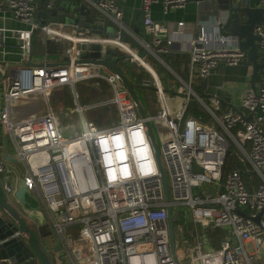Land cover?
<instances>
[{
  "label": "built area",
  "instance_id": "built-area-1",
  "mask_svg": "<svg viewBox=\"0 0 264 264\" xmlns=\"http://www.w3.org/2000/svg\"><path fill=\"white\" fill-rule=\"evenodd\" d=\"M80 1L123 28L116 0ZM38 2L7 1L12 16L30 26L13 31L23 63L31 56L32 34L39 27L34 23ZM186 2L142 0L144 26L151 40L142 44L143 56L129 49L124 52L128 57L124 60L140 64L154 81L152 87L160 105L143 108L137 98L144 116L139 114L138 103L119 75L82 59L76 41L63 64L8 68L0 126L11 140V157L16 165H7L0 154V194L24 215L37 236L41 230L52 229L72 264H264V75L257 90L247 91L241 98L242 107L250 115L248 121L222 108L216 96L210 97L209 104L199 98L193 87L195 78L201 82L221 62L237 65L245 58V51L234 38L224 35L218 19L211 23L214 28L208 25L209 32L204 24L200 25L197 36L188 42L187 74L179 76L165 59L173 52L172 39L163 36L165 28L151 19L149 11L155 3L167 13L183 8ZM255 32L259 36V53L264 56V27L258 26ZM147 56L174 77L168 93ZM94 77L108 84L111 95L81 105L74 86ZM62 87L69 88L74 110L81 118V129L71 138L62 137L59 117L53 115L55 101L51 95ZM193 100L208 114L207 120L185 114ZM82 110L91 113L97 125L86 123ZM105 113L110 117L116 114L117 123L101 125ZM210 119L218 127L210 124ZM135 131H140L139 138L133 135ZM115 137L120 138L119 144ZM99 138L108 141L107 151L112 158L109 166L102 163ZM142 143L150 148L151 171L147 172L138 168ZM229 143L249 164L250 173L259 177L254 191L247 189L238 168L223 175ZM154 146L166 175L168 200L164 199ZM108 167L115 171L116 180L109 179ZM124 168L126 176L120 171ZM20 180L29 204L26 209L14 196ZM35 206L45 210L47 219L42 223L27 214L34 212L31 207ZM167 207L173 218L174 251ZM68 227L71 229L66 234ZM178 228L187 237L183 244ZM210 228L223 231L216 245L208 240ZM18 235L16 231L14 236Z\"/></svg>",
  "mask_w": 264,
  "mask_h": 264
},
{
  "label": "crops",
  "instance_id": "crops-1",
  "mask_svg": "<svg viewBox=\"0 0 264 264\" xmlns=\"http://www.w3.org/2000/svg\"><path fill=\"white\" fill-rule=\"evenodd\" d=\"M262 1L264 2V0H250V6H256L262 3ZM1 2L2 0H0V29L3 30L1 37L3 38L4 44L0 45V110L3 103L1 97L2 91L5 88L4 78L9 67H21L24 64L26 65V63L35 66H47L46 64H63L67 60L70 48L74 45V41H76V38L74 37L78 35L75 32L74 27L62 24H50L46 30L35 29L31 38V56L33 54L35 57L40 56L39 61H30L29 58L27 62L23 63L21 62L19 40L13 31L15 29L29 28L30 26L29 24H24L14 18L7 8V2L4 5H2ZM116 2L122 11L120 23L123 28L120 29V27L109 22V27H112V30L109 33L114 38L112 41L121 43L124 47L123 48L121 46V48L125 50V53L126 50L130 49L134 52H137L139 55L143 52L145 54L142 44L144 42H149L151 40V35L146 30L145 26H143V24L138 21L143 10L142 0H116ZM77 3L83 4L86 7V5L80 0H78ZM199 4L200 0H187L183 8L172 9L167 13L162 12V8L159 3H155L150 6L149 14L151 19L159 22L165 28V32H163V36L165 38L172 39V53L188 54V42L197 36L200 25L204 24V28H206L208 32L210 30L208 25H211V28H214L211 24L217 21L216 19L213 20L215 17L213 14L214 12L211 9L209 10L207 6L199 7ZM35 19H37V21L34 20V23L37 25L40 24L41 18L35 17ZM179 22L182 23V26L178 25ZM134 28H137V32H134ZM260 57L263 58L264 56L260 53ZM147 60L150 61L151 59L147 56ZM150 62L153 64V67L158 70H156L157 75L160 77L163 86L168 83V85L165 86L169 88L170 83L174 81V77L170 75L166 69L160 68L159 65L154 61ZM132 63L133 64L130 65L129 69L126 70L127 72H131L129 73V78L131 80L130 82L135 85H139L137 88H142L156 94L154 87H152L154 82L152 77L148 74V78L144 76V68L136 62ZM102 71L106 72L107 69H103ZM186 74L184 76H186ZM250 74L251 65L246 61L245 58L234 66L226 65L222 62L217 64L210 70L206 77L207 82L204 93L208 94V97L204 98L205 102L209 104L210 97L216 96L225 103L237 107V109L240 110L244 116H247L248 113L241 105V98L245 92L252 91L249 85ZM263 75L264 68L262 69L260 76L262 77ZM166 81L168 82L166 83ZM259 81L255 85V90H257L259 86ZM74 88L75 90L77 88L78 91H76L83 94V99L96 100L105 96L110 97L111 95L108 84L104 80L96 77L81 80L75 84ZM137 88H134L135 93ZM66 91H69L68 87L59 88L52 93L51 98L53 101H55L56 97L60 93H66ZM198 93H200V85ZM152 96L155 98V101L150 102V100H148L145 105L155 108L156 105H160V102L157 99V94L156 96ZM221 107L228 109L227 106L221 105ZM10 144L11 140L9 136L5 134V132L2 130V127L0 126V154H3L4 157L6 154L7 156H10L11 159H13L11 156L14 154L12 151V144L11 148L9 147ZM244 162L246 163H244L246 171L245 173H248L247 179L251 183L250 187L247 189L249 191H254L258 187L260 179L255 174L250 173L251 171L249 164L246 162V160H244ZM5 163L9 166L16 165L15 162L7 160L6 158ZM253 178H256L259 183L254 184L251 181ZM35 207L36 208L34 209V212H29L27 214L42 223L41 221H44L43 212H45V210L44 208L39 210L38 206ZM0 261L6 262L8 264V261Z\"/></svg>",
  "mask_w": 264,
  "mask_h": 264
},
{
  "label": "water",
  "instance_id": "water-1",
  "mask_svg": "<svg viewBox=\"0 0 264 264\" xmlns=\"http://www.w3.org/2000/svg\"><path fill=\"white\" fill-rule=\"evenodd\" d=\"M7 1L2 0V5ZM77 2L78 0H39L36 18H41V22L38 30L50 24L74 27L75 32L78 34L74 38H76L77 46L81 51L80 57L84 60H91L92 63L101 65L118 74L126 89L138 103L139 114L144 116L134 92V88L139 85L131 83L119 66V61L125 59L126 55L117 42L112 41L114 38L109 33L112 27H109L108 20L99 16L96 11ZM206 6L214 12L215 17L213 19H218L224 35L234 38L239 48L245 51V59L251 65L249 85L251 90L255 91V85L260 80V74L264 68V57L261 58L259 53V36L255 32L258 26L264 27V4L250 6V0H213L212 2L200 0L199 7ZM144 17L145 13L142 10L138 21L143 26ZM35 20L37 21V19ZM133 30L137 32V28ZM2 31L0 30V45L4 43L1 37ZM143 55L144 52L140 54V56ZM46 65L54 66L52 64ZM206 82V78H203L200 82L198 96L201 99L208 97V94L204 93ZM220 103L222 106H227L236 112L244 121L250 119V115L244 116L237 107L227 104L223 100H220ZM154 147L159 163L164 199L168 200L166 175L159 162L158 149L156 146ZM5 158L15 162L6 154ZM19 184L14 196L19 205L26 209L29 207L26 200V190L21 180ZM38 209L40 210V208ZM166 214L171 238V250L174 251L173 218L170 207H167ZM261 214L262 212L254 220L257 221ZM43 218L47 219L44 212ZM16 231L19 233L18 237L14 236ZM63 258H68L71 261L69 255L63 250L61 239L54 234L53 230H41L39 236H37L32 231L24 215L0 194V260L8 261V264H64Z\"/></svg>",
  "mask_w": 264,
  "mask_h": 264
},
{
  "label": "rangeland",
  "instance_id": "rangeland-1",
  "mask_svg": "<svg viewBox=\"0 0 264 264\" xmlns=\"http://www.w3.org/2000/svg\"><path fill=\"white\" fill-rule=\"evenodd\" d=\"M33 55L30 57V61H39L40 56L35 57V55L34 56ZM38 55H40V54H38ZM127 58L128 57H126L125 59H127ZM132 64L133 63L130 60L122 59L119 61V66L123 70V72L125 73V76L127 77V79L130 77L129 73H131V72H127L126 70L129 69L130 65H132ZM147 74L150 75V72L144 68V76H146L148 78ZM129 81H131L130 78H129ZM167 82L168 81H166V83ZM165 85L167 86L168 83ZM165 85H164V87H165L164 89L166 91L165 93H168V87H166ZM135 88H137V87H135ZM76 90L78 91L77 88H76ZM136 93H137L136 96L139 99L143 108L145 107V104L148 100H150V102H153L152 98H154V97L152 95L156 96V94H154L148 90H144L142 88H137ZM78 94H79V103L81 105H89L95 101V99H83V94L80 92H78ZM75 107H76L75 103L72 101L69 91H66V93H60L56 97L55 102H53V104H52L53 115H56L59 117L60 124L58 126V129L60 130V133H61L63 138H71L81 129L80 113H78L76 110H74ZM63 110H69V112L63 113ZM81 115H82V117L86 123H91L94 126L97 125L98 122L96 120H94L93 116L88 111L82 110ZM117 121H118V118H117L116 114L114 115V117H110L105 113L102 116L101 125L111 126L112 124H116ZM209 123L214 124L216 127H218L217 123L212 119H210ZM157 142H158V139H157ZM9 147L11 148V144ZM77 226H80V225H77ZM70 229H71L70 227L67 228L66 234H69ZM63 263L64 264H70V261L68 260V258H63Z\"/></svg>",
  "mask_w": 264,
  "mask_h": 264
},
{
  "label": "trees",
  "instance_id": "trees-1",
  "mask_svg": "<svg viewBox=\"0 0 264 264\" xmlns=\"http://www.w3.org/2000/svg\"><path fill=\"white\" fill-rule=\"evenodd\" d=\"M166 61L168 62L169 66L181 77H184V75L187 73V65L189 60V55L186 53H171L166 55L165 57ZM199 85L200 81L199 79L195 78L193 87L194 89L199 92ZM186 115H192V116H202L203 120H207L209 118L208 114L202 109V107L196 102L191 101L188 105V108L186 110ZM244 160L241 159L238 151L236 150V147L229 143L226 156L224 159L223 164V175H225L227 172L231 171L232 169L238 168L241 171V175L243 178V181L245 183V186L248 188L250 187V182L247 179V174L245 173V164ZM254 184H258L259 181L256 178H253L251 180ZM223 231L218 228H210L208 230V240L212 245H216L219 241V239L222 237ZM185 234V233H184ZM186 236V234H185ZM0 264H7L6 262L0 261Z\"/></svg>",
  "mask_w": 264,
  "mask_h": 264
},
{
  "label": "clouds",
  "instance_id": "clouds-1",
  "mask_svg": "<svg viewBox=\"0 0 264 264\" xmlns=\"http://www.w3.org/2000/svg\"><path fill=\"white\" fill-rule=\"evenodd\" d=\"M133 135H135L137 138H139L141 133H140V131H135L133 133ZM114 140H115V142L117 144H119V140H120L119 137H115ZM138 142H139V139H138ZM97 143H98V145L101 148V152H102L101 160H102V163L105 166L111 165L112 164V158H111V155H109L108 151H107L108 150V141L105 140L104 138H99L97 140ZM138 152H139V161H138L139 170L141 172L151 171V168H150L151 161H150V158H149L150 157V148H149L148 144L147 143H142V147H140L138 149ZM119 156H120V159H123V154L122 153H120ZM120 171L125 176L128 174L126 168L121 169ZM108 176H109L110 180H116L117 179L116 173L111 167H108Z\"/></svg>",
  "mask_w": 264,
  "mask_h": 264
},
{
  "label": "bare ground",
  "instance_id": "bare-ground-1",
  "mask_svg": "<svg viewBox=\"0 0 264 264\" xmlns=\"http://www.w3.org/2000/svg\"><path fill=\"white\" fill-rule=\"evenodd\" d=\"M130 51H132V50H130ZM127 62V61H126ZM178 230L180 231V236H181V238H182V244L187 240V238H186V236H185V234H184V231L183 230H181L180 228H178ZM182 244L181 245H179V249H181V247H182Z\"/></svg>",
  "mask_w": 264,
  "mask_h": 264
}]
</instances>
